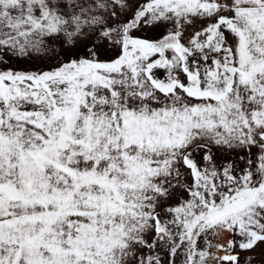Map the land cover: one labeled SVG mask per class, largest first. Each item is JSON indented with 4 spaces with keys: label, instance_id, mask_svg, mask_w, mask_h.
Segmentation results:
<instances>
[{
    "label": "snow or ice",
    "instance_id": "obj_1",
    "mask_svg": "<svg viewBox=\"0 0 264 264\" xmlns=\"http://www.w3.org/2000/svg\"><path fill=\"white\" fill-rule=\"evenodd\" d=\"M0 264H264V0H0Z\"/></svg>",
    "mask_w": 264,
    "mask_h": 264
},
{
    "label": "rangeland",
    "instance_id": "obj_2",
    "mask_svg": "<svg viewBox=\"0 0 264 264\" xmlns=\"http://www.w3.org/2000/svg\"><path fill=\"white\" fill-rule=\"evenodd\" d=\"M110 56H111V53H104L101 55V59H108V58H110ZM158 74H160L161 78H163L162 72L158 71Z\"/></svg>",
    "mask_w": 264,
    "mask_h": 264
}]
</instances>
